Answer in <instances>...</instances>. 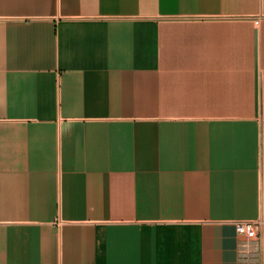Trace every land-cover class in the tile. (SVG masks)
<instances>
[{
  "label": "crops",
  "instance_id": "1",
  "mask_svg": "<svg viewBox=\"0 0 264 264\" xmlns=\"http://www.w3.org/2000/svg\"><path fill=\"white\" fill-rule=\"evenodd\" d=\"M239 221L264 0H0V264H264Z\"/></svg>",
  "mask_w": 264,
  "mask_h": 264
},
{
  "label": "built area",
  "instance_id": "2",
  "mask_svg": "<svg viewBox=\"0 0 264 264\" xmlns=\"http://www.w3.org/2000/svg\"><path fill=\"white\" fill-rule=\"evenodd\" d=\"M263 224L262 221H239L235 222V229L247 238H254Z\"/></svg>",
  "mask_w": 264,
  "mask_h": 264
},
{
  "label": "water",
  "instance_id": "3",
  "mask_svg": "<svg viewBox=\"0 0 264 264\" xmlns=\"http://www.w3.org/2000/svg\"><path fill=\"white\" fill-rule=\"evenodd\" d=\"M255 95H256V108H258V91H255Z\"/></svg>",
  "mask_w": 264,
  "mask_h": 264
}]
</instances>
